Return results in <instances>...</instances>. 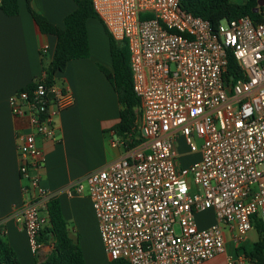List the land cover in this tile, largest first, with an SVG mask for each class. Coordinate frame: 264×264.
<instances>
[{
  "label": "built area",
  "instance_id": "obj_1",
  "mask_svg": "<svg viewBox=\"0 0 264 264\" xmlns=\"http://www.w3.org/2000/svg\"><path fill=\"white\" fill-rule=\"evenodd\" d=\"M92 6L128 48L142 140L65 192H87L110 260L212 259L225 250L224 229L241 242L253 216L264 221V19L243 15L212 26L181 9L180 0H92ZM41 52L47 54V44ZM230 55L242 74L235 80L226 71ZM71 101L67 88L45 82L44 71L30 89L8 97L11 114L28 120V130L15 133L24 196L15 219L34 252L48 218L41 209L53 196L37 173L44 161L38 139L56 140L55 117ZM179 139L200 159L181 165ZM208 209L215 221L199 227L195 214Z\"/></svg>",
  "mask_w": 264,
  "mask_h": 264
},
{
  "label": "crops",
  "instance_id": "obj_2",
  "mask_svg": "<svg viewBox=\"0 0 264 264\" xmlns=\"http://www.w3.org/2000/svg\"><path fill=\"white\" fill-rule=\"evenodd\" d=\"M16 2L18 12L14 15H6L0 9V229L20 264H30L34 260L43 261L52 249V242L40 243V247L32 251L26 232L15 219L24 198L23 180L18 174L15 133L28 130V120L11 114L8 97L40 75L42 60L47 54L49 58L44 62L52 57L56 36L41 33L25 0ZM30 6L60 29L64 27V17L76 8L73 0H30ZM86 29L89 56L68 60L64 69L54 73L55 85L67 88L72 101L55 117L56 140L38 139L44 161L37 173L41 183L56 196L70 234L79 236L85 264H110L88 195L85 191L71 196L65 192L70 183L96 170L89 167V162L99 146L103 152L111 148V157L103 160L99 168L120 158L127 149L113 128L120 109L116 92L98 67L100 64L111 68L108 35L98 18H88ZM43 44L48 45L46 55L41 52ZM139 125L140 113L138 131L141 135ZM41 213L48 216L47 205ZM91 218L97 228L99 245L91 244L89 240ZM224 238V252L200 264H255L249 252L258 236L251 244L244 238L234 242L229 232L224 233Z\"/></svg>",
  "mask_w": 264,
  "mask_h": 264
},
{
  "label": "trees",
  "instance_id": "obj_3",
  "mask_svg": "<svg viewBox=\"0 0 264 264\" xmlns=\"http://www.w3.org/2000/svg\"><path fill=\"white\" fill-rule=\"evenodd\" d=\"M76 8L64 17L62 29L52 25L31 6L30 0H25L26 7L31 14L39 31L43 34L56 36L55 48L50 61L42 60V70L45 72V82L50 84L54 80V73L62 70L68 60L86 58L89 56L86 20L98 18L92 0H73ZM262 2L261 5L259 3ZM180 7L186 12L206 19L212 26L223 19H232L247 15L253 21L264 19V0H180ZM0 9L6 15L18 12L16 0H0ZM99 19V18H98ZM106 30V29H105ZM111 68L98 64L106 79L116 92L120 105L119 119L114 125L115 132L122 137L127 148L142 140L138 131L139 110L138 97L132 90L129 67V52L125 41L114 40L107 32ZM228 76L233 80L242 77L241 71L233 56H229L227 65ZM34 80L22 89H30ZM48 221L38 232V243L52 242V249L43 261L34 260L30 264H85L79 245V236L70 234L66 222L61 214L56 196H51L46 203ZM252 227L258 233V239L253 243L249 256L255 264H264V221L252 217ZM0 264H20L15 252L10 247L0 229ZM110 264H129L123 259L111 260Z\"/></svg>",
  "mask_w": 264,
  "mask_h": 264
},
{
  "label": "rangeland",
  "instance_id": "obj_4",
  "mask_svg": "<svg viewBox=\"0 0 264 264\" xmlns=\"http://www.w3.org/2000/svg\"><path fill=\"white\" fill-rule=\"evenodd\" d=\"M49 58V55L47 54L44 57V61H47ZM195 142L196 145L199 146L200 145V140L195 138ZM115 154V150H112V154ZM176 152L178 154V160L180 161L181 165H186L190 162H194L200 159V151H190L184 144L182 139H179L176 143ZM111 153V148L107 149L106 151L102 150V147L99 146L98 149L95 151V154L93 155V157L91 158L90 162H89V167L93 168V169H97L101 166L103 160L108 159L109 157H111L110 155ZM103 167V166H102ZM188 179V184H191V180L190 177H187ZM85 195H87V192L85 191L84 193ZM95 215V214H94ZM95 218V216H94ZM195 220L196 223L199 227H204L206 226V224H210L213 221H215L214 218V214L212 212V210H204L202 212H199L197 214H195ZM89 235H90V243L91 244H95V245H99L100 241H99V237L97 234V228H95L94 225V220L93 218L90 219V223H89ZM98 227V226H97ZM227 230L224 229V233L226 234ZM257 232L256 230L252 227L249 229V231L247 232L246 236L244 237V239L246 241H248L247 243L251 244V242L253 240L257 239ZM243 239V240H244Z\"/></svg>",
  "mask_w": 264,
  "mask_h": 264
},
{
  "label": "water",
  "instance_id": "obj_5",
  "mask_svg": "<svg viewBox=\"0 0 264 264\" xmlns=\"http://www.w3.org/2000/svg\"><path fill=\"white\" fill-rule=\"evenodd\" d=\"M261 4H262V2L259 3V5H261Z\"/></svg>",
  "mask_w": 264,
  "mask_h": 264
}]
</instances>
